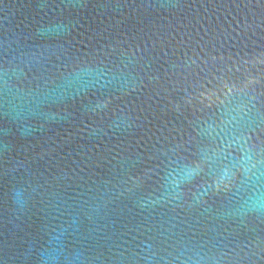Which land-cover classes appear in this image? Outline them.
Returning <instances> with one entry per match:
<instances>
[{"label": "water", "instance_id": "water-1", "mask_svg": "<svg viewBox=\"0 0 264 264\" xmlns=\"http://www.w3.org/2000/svg\"><path fill=\"white\" fill-rule=\"evenodd\" d=\"M0 264H264V0H0Z\"/></svg>", "mask_w": 264, "mask_h": 264}]
</instances>
